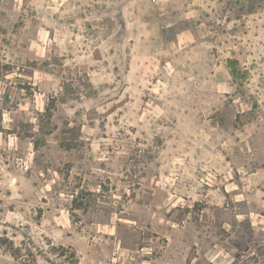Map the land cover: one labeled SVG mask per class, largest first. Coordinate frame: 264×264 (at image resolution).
Masks as SVG:
<instances>
[{
    "label": "rangeland",
    "instance_id": "1",
    "mask_svg": "<svg viewBox=\"0 0 264 264\" xmlns=\"http://www.w3.org/2000/svg\"><path fill=\"white\" fill-rule=\"evenodd\" d=\"M0 264H264V0H0Z\"/></svg>",
    "mask_w": 264,
    "mask_h": 264
}]
</instances>
